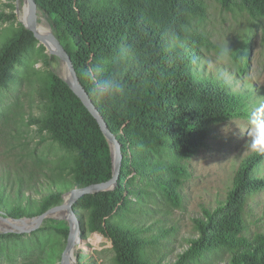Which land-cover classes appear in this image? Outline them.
I'll return each mask as SVG.
<instances>
[{
    "label": "trees",
    "instance_id": "16d2710c",
    "mask_svg": "<svg viewBox=\"0 0 264 264\" xmlns=\"http://www.w3.org/2000/svg\"><path fill=\"white\" fill-rule=\"evenodd\" d=\"M35 1L71 56L91 101L122 144L115 189L86 194L75 202L81 225L83 209L89 230L111 240L116 264H193L208 253L224 254L218 264H264V229L250 234L245 219L247 204L264 187V178L254 175L264 150L242 159L225 197L193 218L197 236L175 258L168 257L174 251V226H162L159 211L146 202L152 185L162 198L178 205V190L187 174L183 161L206 145L215 124L247 115L249 102L262 100L263 86L244 76L243 67L215 66L200 51L205 39L197 20L212 3L226 12L237 8L248 19L262 22L264 49V0ZM15 17L14 11L0 13V19ZM37 44L19 22L0 47V88ZM44 50L40 44L38 51ZM240 54L233 55L236 61ZM44 59L57 60L48 54ZM94 78H113L123 91L98 101L92 91ZM41 96L43 116H30L29 121L73 153V162L53 164L23 146L15 153L20 165L0 163V214L7 217L39 215L62 203L69 189L112 176L110 148L98 122L54 71H49ZM65 168L70 180H63ZM159 195L152 201L158 203ZM50 221L56 224L49 228L68 236L67 221ZM45 230L46 225L39 227L31 236Z\"/></svg>",
    "mask_w": 264,
    "mask_h": 264
},
{
    "label": "rangeland",
    "instance_id": "374dc122",
    "mask_svg": "<svg viewBox=\"0 0 264 264\" xmlns=\"http://www.w3.org/2000/svg\"><path fill=\"white\" fill-rule=\"evenodd\" d=\"M17 2L18 0H0V13L15 12ZM40 16V22L48 25L41 13ZM19 22L17 17L11 20L0 19V47ZM197 26L205 39V45L200 51L214 60L215 66L224 64L228 69L243 67L244 76L263 86V93L262 100H255L256 103L249 97L253 101L249 102L251 105L247 115L215 124L206 145L183 161L187 174L178 190L181 196L178 205L165 200L152 185L149 186L151 192L146 202L159 211L157 215L163 220L162 226H174V239L171 244L174 251L168 255L173 258L177 252L189 246V239L197 236L193 218L200 215L204 207L214 206L225 197L241 160L254 152L264 150L253 146V127L250 123L252 116L264 120L262 22L248 19L246 13L237 8L226 12L212 3L207 8L206 15L197 20ZM227 45L231 54L221 57L219 53ZM38 47L39 44L14 65V77L0 88V163L12 167L20 165L15 153L23 146L38 151L52 160L53 164H60L62 159L72 163L74 158L73 153L68 152L45 131L38 132L37 126L29 121L30 116H43L41 91L49 71L58 74L63 71L58 59L47 62L44 59L46 50L39 52ZM239 52L240 61H236L233 55ZM64 171L63 180H70L67 168ZM254 175L264 178V160L256 166ZM137 180L140 181V178ZM141 183L144 181L141 180ZM156 194L160 196L158 203L152 201ZM80 212L84 225L80 222L81 237L73 252L76 263L116 264L111 240L99 232L90 231L85 223L87 211L82 209ZM149 218L153 220L152 217ZM51 219L62 220L45 219L41 227L46 225L47 230L36 236H31L35 231L33 230L30 233H18L24 234L21 237H0V264H60L67 237L49 228L56 224ZM245 219L250 234L264 229V187L257 194V198L251 199L247 204ZM2 224L4 222L0 220V225ZM224 258L223 253H208L194 260L193 264H218Z\"/></svg>",
    "mask_w": 264,
    "mask_h": 264
},
{
    "label": "water",
    "instance_id": "95a60500",
    "mask_svg": "<svg viewBox=\"0 0 264 264\" xmlns=\"http://www.w3.org/2000/svg\"><path fill=\"white\" fill-rule=\"evenodd\" d=\"M40 11L35 0H18L15 14L20 23L30 30L37 39L38 44H42L49 56H55L61 63L63 71L58 74L81 100L91 115L98 122L102 130L111 153L112 160V176L102 182L92 183L84 186H75L62 195V203L55 205L39 215L33 217H7L0 214V220L4 224L0 225V232L6 233H30L38 229L47 218H56V212L61 211L63 215L60 219L67 221L69 232L67 242L61 254L60 264H77L75 258L69 257L73 255L75 244L79 242L81 237L80 221L74 210L75 202L83 195L94 194L101 191L114 190L120 178V170L123 160L122 144L118 140L117 135L113 133L105 119L91 101L88 93L81 84L72 58L64 48L59 39L55 36L52 28L48 24L49 32L45 34L40 28Z\"/></svg>",
    "mask_w": 264,
    "mask_h": 264
},
{
    "label": "clouds",
    "instance_id": "9594fccd",
    "mask_svg": "<svg viewBox=\"0 0 264 264\" xmlns=\"http://www.w3.org/2000/svg\"><path fill=\"white\" fill-rule=\"evenodd\" d=\"M229 52L230 50L227 45L221 49L219 55L224 57ZM92 91L98 101H104L122 93L123 88L119 82L113 78H94ZM250 123L253 127V146L257 149H264V120L252 116L250 117Z\"/></svg>",
    "mask_w": 264,
    "mask_h": 264
},
{
    "label": "bare ground",
    "instance_id": "6f19581e",
    "mask_svg": "<svg viewBox=\"0 0 264 264\" xmlns=\"http://www.w3.org/2000/svg\"><path fill=\"white\" fill-rule=\"evenodd\" d=\"M48 24H49V23H48ZM40 28H41V30H42L45 34H47V33L49 32V28H48V25H47V24H43V23H41V24H40ZM62 215H63V213H62L61 211H58V212L55 213L54 216H55L56 218L60 219ZM69 257L74 258L73 255H69Z\"/></svg>",
    "mask_w": 264,
    "mask_h": 264
}]
</instances>
